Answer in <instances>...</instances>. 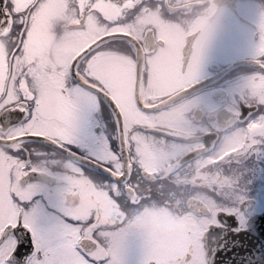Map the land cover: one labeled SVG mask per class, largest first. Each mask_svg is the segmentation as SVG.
I'll list each match as a JSON object with an SVG mask.
<instances>
[{
  "label": "snow or ice",
  "instance_id": "6c2138e0",
  "mask_svg": "<svg viewBox=\"0 0 264 264\" xmlns=\"http://www.w3.org/2000/svg\"><path fill=\"white\" fill-rule=\"evenodd\" d=\"M46 3L47 0H0V42L7 61V75L0 88V146L7 157L16 161L6 172V192L8 200L17 208L15 223L0 227V264H124V238L137 229L145 236L140 264H208L202 243L208 229L224 227L222 221L232 222L233 216L237 217V231L246 225L241 208L229 200L232 180L220 167L236 153L230 152L211 165L215 174L205 185L206 201H196L192 207L194 222L169 230L147 222L145 210L160 207L171 210L176 206L177 197H181L179 206H184V194L166 183L167 177H159L158 173L149 176L144 171V160L146 153H166L181 141L177 129L182 121L172 126L173 122L166 119L168 113L182 111L183 116L188 117L196 109L202 115L214 110L195 98H185L199 73L202 51L211 38L213 25L193 29L185 20L205 13V19L213 18L216 5L205 7L191 0H158L154 5L144 0H63V15L76 22L65 25L61 18H53L50 31L54 40L62 41L69 32L86 34L89 30L96 38L89 36L76 45L82 50L69 54L58 66L55 82L50 83L45 93L41 76L51 72V68L41 66L37 59L25 62L24 43ZM165 10L169 11V16L165 15ZM130 11L134 12L131 17ZM157 13L165 20H174L183 30L165 60V82L181 86L174 95L159 98L165 102L154 104L148 100L146 104L141 99V90L148 89L150 81L160 71L152 58L161 50H168L165 41L158 38L157 29L145 22ZM256 26L258 38L250 56L258 70L243 78L239 99L230 113L233 120L239 121L241 105L246 111H254L241 126H220L207 134L215 137L212 144L221 150L237 130L243 134V151L264 143V128L248 129L254 121L264 123V94L253 93L248 86L255 74L264 75V12ZM106 59L124 60L128 72L98 71L97 62L103 63ZM10 95L13 98L10 99ZM46 96L52 97L48 107L44 106ZM100 99L107 101L114 115L120 135L119 151H112L111 146L105 144L103 150L92 157L94 175L86 174L72 159L64 161L63 166L67 164L71 175L86 176L116 201L123 216L108 224L97 222L95 210L86 219L66 210L69 204H78L79 197L74 188L69 191L72 186L64 173L59 176L60 187L49 195L53 207L45 208L34 202L37 185L28 183L27 177L49 169L46 161L36 162L25 155L28 138H43L70 152L68 146L79 142L81 113L92 111ZM133 104L137 112L144 114L143 122L128 119ZM46 124L54 125L59 134L40 135ZM17 131H22L23 135H14ZM157 132L160 134L155 135ZM158 178L163 187L157 186ZM134 181L139 184L136 200L126 187Z\"/></svg>",
  "mask_w": 264,
  "mask_h": 264
},
{
  "label": "flooded vegetation",
  "instance_id": "af4514ba",
  "mask_svg": "<svg viewBox=\"0 0 264 264\" xmlns=\"http://www.w3.org/2000/svg\"><path fill=\"white\" fill-rule=\"evenodd\" d=\"M144 2L154 5L158 0H144ZM191 2L202 3L205 7L215 4L217 12L213 18L205 19L207 15L205 13L185 20V23L191 25L193 29L205 24L213 25L211 38L202 51L199 73L193 83L196 85L202 82V85L191 91L185 98H195L201 105H210L214 110L202 115L201 111L196 109L188 117H184L182 111H173L167 114L166 119L173 122L172 126L174 127L176 122L182 121V126L177 129L181 141L166 153L159 155L152 152L146 153L144 171L149 176L158 173L159 177H167L166 183L172 184L174 188H178L184 194V206H179L181 197H177L176 206L171 210L167 207L146 209L144 218L149 223L158 224L164 230L179 229L193 223L194 217L189 200L206 201L205 185L215 174V169L211 165L232 152L236 154L225 159L220 167L232 180L228 190L229 200L241 208L246 221V225L243 227L245 228L250 217L264 211V143H259L254 148L243 151V134L237 130L234 137L228 140L221 150L212 144L215 137L207 134L215 132L220 126L221 128L233 125L241 126L253 114V109L246 111L245 106L241 105V116L237 121L233 120L230 112L234 110L233 104L237 103L239 99V85L243 78L258 70L250 53L258 38L256 22L261 12H264V0H191ZM51 10L57 11L50 12ZM185 11H190V9ZM128 15L131 17L134 12L130 11ZM165 15H170L168 10H165ZM57 17L61 18L65 25L76 22L63 15V0H47L45 7L29 29L28 38L24 43L26 52H32V59H37L41 66L47 65L51 68V72L41 76L45 93H47L50 83L55 82L58 66L62 65L67 58L64 48L68 44H78L89 36L93 39L96 38L94 32L89 30L86 34L70 32L62 41H55L50 27L52 19ZM145 22L152 24L157 29L158 38L164 40L168 45L167 51L161 50L152 58L154 65L159 67V75L150 81L148 89L141 90V99L146 104L148 100L158 104L163 101L159 99L160 97H164L166 94L174 95L181 86L165 82L167 71L165 60L171 55L174 40L182 34L183 30L180 24L174 20H165L158 13L149 16ZM41 25L44 27V32L49 35H41L32 31L33 27ZM88 42L90 43L91 40ZM0 48L4 49L2 42H0ZM80 50L82 49H74L72 55L78 54ZM2 53L5 54V50L0 51V64L1 61L3 63L2 66L0 65V88H2L7 75V65L4 66L7 61ZM100 66L103 71H110L114 74L127 73L129 70L128 64L124 60L106 59L103 63L97 62L98 71ZM248 86L253 93L264 94V75L255 74L249 79ZM9 98L13 97L10 95ZM46 101L50 104L52 97L46 96ZM143 115L135 110L134 104L128 111V119L133 122H143ZM80 121L79 142L68 146L72 151L91 160L103 150L105 144L111 146L112 151H119L120 135L107 101L100 99L92 111L82 112ZM260 128H264V123L254 121L248 125L249 131ZM21 134H23L22 131H17L14 135ZM159 134V132L155 133V135ZM25 146L26 156L29 153L33 161H46V166L49 169L48 172L37 171L48 176L49 179L27 181L37 185L33 192L34 202L45 208L53 207L49 195L60 187L59 176L64 173L72 186L69 191L74 188L75 194L79 197L78 204H69L66 209L71 214L86 219L90 212L95 210L97 222L101 224L112 223L116 218L123 216L119 205L108 196L106 191L98 189L84 175H71V169L67 164L63 166V162L72 159L88 175H94L93 166L58 153L38 141L25 140ZM185 156H189L188 159H185ZM52 161H56V163H52ZM14 164L16 161L7 157L3 147L0 146V227L5 223H15L17 208L8 200L6 192V172ZM157 186L163 187L159 184V178ZM126 187L131 189L133 200L139 198L138 182L134 181ZM140 191L142 192L143 189ZM169 195H175V193L169 192ZM240 197H243L242 201ZM55 207L62 210L59 205ZM222 223L224 226L229 223L234 229H237L238 226L236 216L232 217V222L224 223L222 221ZM29 239H31V234H29ZM202 243L204 245V240ZM144 250L145 236L143 232L139 229L128 232L122 245L124 264H140Z\"/></svg>",
  "mask_w": 264,
  "mask_h": 264
},
{
  "label": "water",
  "instance_id": "95a60500",
  "mask_svg": "<svg viewBox=\"0 0 264 264\" xmlns=\"http://www.w3.org/2000/svg\"><path fill=\"white\" fill-rule=\"evenodd\" d=\"M199 85L190 87L187 94ZM163 102L165 101L160 103ZM28 139L43 142L69 157L94 167V162L91 159L73 151L68 152L61 149L51 141H45L43 138ZM188 157L185 156V159ZM37 179L47 180L49 178L40 172L30 173L27 177V181ZM195 203L196 201L189 200L191 210ZM223 222L226 223L227 221ZM204 241L208 264H264V211L250 217L247 227L239 231L235 230L229 223H226L224 227L212 226L205 233Z\"/></svg>",
  "mask_w": 264,
  "mask_h": 264
},
{
  "label": "rangeland",
  "instance_id": "374dc122",
  "mask_svg": "<svg viewBox=\"0 0 264 264\" xmlns=\"http://www.w3.org/2000/svg\"><path fill=\"white\" fill-rule=\"evenodd\" d=\"M52 11H57V10H51L50 12H52ZM32 31H34V33L41 34V35H49L47 32H44L43 25L33 27ZM69 33H66V34H69ZM76 45H77V43L76 44H68V46L66 45L67 47L64 48V49H66V51H64L65 52L64 54L68 57L69 54L73 53L72 51L74 49L76 50L78 48ZM2 50H4V49L0 48V51H2ZM2 55L4 56L5 54L2 53ZM32 58H33L32 52L31 53L26 52V54H25V62H29ZM0 65L1 66L3 65L2 61H1ZM5 65H7V64L4 63V66ZM99 71H103L101 66L99 67ZM50 105H51V103L49 104L46 101L44 106L48 107ZM32 130H35V129H32ZM19 132H21V131H19ZM41 132L45 133L46 135H51V134H57L58 135L59 134V132L56 129V127L54 125H51V124H46L45 125V130L41 131ZM30 141H33V140H30ZM82 141H84V140L82 139Z\"/></svg>",
  "mask_w": 264,
  "mask_h": 264
}]
</instances>
